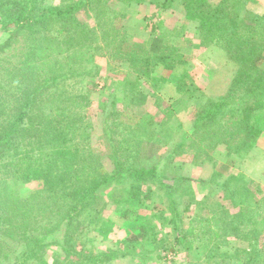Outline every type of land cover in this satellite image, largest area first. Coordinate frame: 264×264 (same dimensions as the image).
Listing matches in <instances>:
<instances>
[{
  "label": "trees",
  "instance_id": "1",
  "mask_svg": "<svg viewBox=\"0 0 264 264\" xmlns=\"http://www.w3.org/2000/svg\"><path fill=\"white\" fill-rule=\"evenodd\" d=\"M117 1L130 4L146 0H74L72 3L60 4L46 3L44 0H0V35L5 38L0 41V236L4 247H7L0 257H4L8 263L64 264L61 254L56 253L53 262L46 257L47 246L53 238L50 236L62 231L65 240L61 246L70 255L75 254L77 259H85L89 264H105L119 256L121 249L109 248L96 252L83 244L79 247L75 240L79 236H87L86 229L91 228L86 224L87 218H98L99 211L95 207L99 205L97 201L103 199L102 191L110 188L115 181L132 179V188L127 189L128 197L114 201L117 205L129 202L121 215L126 220L118 226L129 224L128 217L135 215L130 223L140 222L138 228L142 232L141 207L146 202L141 191L147 190V196L152 194L151 182H158L161 188H165L166 194L172 195L187 181H191V178L180 175L173 177V182L162 183L159 177H162L163 161L138 163L139 159L134 155L136 150L128 144H120L121 140L114 137L111 146L113 160L108 166L102 157H95L96 150L90 143L93 138L90 126L81 129L84 117L79 106L86 96L82 95V89L70 88L68 80H76L86 74L87 71H82L86 67L84 63H89L101 46L97 37L100 29H104L109 22L112 24V20L117 17L110 8ZM156 2L159 0H154ZM184 2L187 17L198 22L201 43H225L227 51L238 65L229 92L196 108L187 136L196 137L198 132L203 131L202 139H207L211 148L223 143L229 150L234 148V152H248L264 131V14L247 12L244 15L240 0H216L210 4L206 0ZM166 4H169V0L162 1L161 5ZM90 10L95 12L94 25L81 17L82 13ZM104 33L107 39L112 36L113 45L121 41L118 50L124 48L130 37L127 31L122 32V40L116 33ZM139 46L136 53L129 57L130 66L140 77H147L154 82L165 80L155 74L159 66L172 69L187 62L175 45L168 50L155 44L149 51L141 44ZM10 48L11 54L6 55V50ZM84 48L89 50L86 58L81 56ZM57 50L59 53L55 54ZM185 90L179 84V91ZM239 90L245 93V98L253 95V99L250 97L240 114L236 115L228 112V105L230 97ZM113 101L116 105V100ZM260 109L263 111L257 112ZM133 124L136 125V122ZM147 127L137 128L146 131ZM150 130L151 133L147 132L149 138L158 134L156 126ZM129 134L123 138L125 141L132 139ZM177 145L180 147L182 143ZM195 148L199 149L196 145ZM233 177L238 182L237 189L228 180L224 184L227 193L249 203L253 192L250 185L240 177ZM10 180L16 185L22 182L39 186L34 194L22 198L13 189ZM243 185H249L246 194L242 191ZM257 204L258 209H264V197L258 199ZM238 205L236 202L234 206ZM172 208L175 211L174 222L177 223L178 206L172 204ZM229 217L241 223V228H231L229 235L239 237L243 228L246 229V237L261 234L257 224L251 220L253 215L250 209L246 212L240 209ZM262 221L264 214L261 215ZM101 222V232L109 234L114 230L113 221ZM251 222L252 226L249 227ZM98 223L94 224L97 226ZM211 223V218L207 217L197 227H191L193 231L209 227L212 236L208 237L207 245L215 242L213 236L217 232ZM96 226L94 231H97ZM227 226L219 225L223 230H227ZM139 231H129L126 241L130 243L137 237L148 235L147 232L141 235ZM186 234L189 233L177 234L174 244H183L186 251H192L196 249L198 237L190 239ZM254 244L255 247L247 251L244 249L249 257L246 264L264 262L261 259L264 242L260 241V245H257L256 240ZM164 248L174 249L166 243ZM214 258L210 257L207 264H221L219 255ZM70 262L65 261V264Z\"/></svg>",
  "mask_w": 264,
  "mask_h": 264
},
{
  "label": "rangeland",
  "instance_id": "2",
  "mask_svg": "<svg viewBox=\"0 0 264 264\" xmlns=\"http://www.w3.org/2000/svg\"><path fill=\"white\" fill-rule=\"evenodd\" d=\"M44 1L60 4L72 3L74 0ZM162 1L164 0L154 3V0H146L130 4L113 2L110 8L115 11L117 17L112 20V24L109 22L104 29H100L97 37L101 46L96 50V54L89 58V63H84L86 67L85 69L83 67L82 71H87L86 74L77 77V82L74 79L68 80V86L77 90L82 89L81 93H84L82 95L86 96L79 106L84 117L81 129L85 130L89 125V130L93 131L90 143L96 150L95 157H102L103 161L110 165V161L113 160L111 146L114 137L121 140L120 144H128L136 150L134 155L139 159L138 163L163 161L164 169L160 172L162 177H159L162 183L173 182L172 178L180 175L191 178V181H187L172 195L166 194L165 188H161L158 182H151L152 194L147 196V190L141 191L146 202L141 207L142 232L138 228L140 222L130 223L135 215L128 217L129 224L118 226L123 225L126 220L121 215L128 208L129 202L117 205L114 201L128 197L127 189L132 188L130 187L132 179L115 181L110 188L101 192L103 199L97 201L99 205L95 207L96 211H99L98 218L95 216H92L93 219L87 218L86 224L91 228L86 229V237L79 236L75 239L76 244L79 247L83 244L87 249H95L96 252L120 248L121 254L105 264H207L210 257L216 258L217 255L221 264H246L249 257L244 249L247 251L252 246L255 247L256 240L257 245H260V241L264 242V222H261L264 209L257 208L258 199L264 197V131L248 152L241 153L234 152V148L230 149L232 153H229V147L223 143H217L211 148L210 142L202 139L203 131L198 132L196 137L187 136L196 108L229 92L237 75L238 65L227 51L225 43L209 45L201 43L198 22L187 17L185 0H169V4L165 6L161 5ZM214 1L216 0H206V3ZM240 1L244 15L247 12L264 14V0ZM94 13L90 10L88 13H82L81 17L88 24L94 25L96 21ZM105 31L120 35L121 40L124 37L122 32L127 31L130 44L128 41L124 48L118 50L117 46L121 41L113 45L112 36L107 39ZM3 39L5 38L0 35V41ZM136 42L138 43L135 44ZM140 44L148 51L152 50L155 44L168 50L170 46L175 45L179 49V54L187 58V62L172 69L159 66L155 74L165 78L159 83L147 77H140L130 66L129 59L136 53L135 50ZM52 48L54 49V46ZM85 48L81 51V56L86 58L89 50ZM11 52V48L6 50V55ZM58 53L57 50L55 54ZM114 53H117L116 56ZM179 84L186 90L180 92ZM250 97L253 99V95ZM250 97L245 98L242 90L235 92L230 97L228 112L239 115ZM181 99H184L183 102ZM113 100H116L117 106ZM262 111L263 109H260L257 112ZM164 123L165 125H161ZM144 125L148 126V130H143L144 132L137 128ZM154 126L157 127L158 134L149 138L147 132L151 133L150 129ZM128 132L132 139L125 141L123 138ZM87 141L88 139L84 144ZM179 143H182L180 147L177 145ZM195 145L200 150H197ZM203 149L206 150L202 151ZM233 176L244 179L250 185L253 192L249 203L239 196L233 197L234 195L228 194L224 188V184L229 180L230 185L237 189L238 182ZM11 184L22 198L34 194L39 186L36 183L22 182L16 185L14 181H11ZM249 185H243L244 194L247 193ZM236 202L239 203L238 206H234ZM101 204L106 206L103 207ZM172 204L178 206L177 223L174 222L175 211ZM240 209L243 212L250 209L253 215L251 220L257 224L256 227L261 230V234L246 237L245 228L238 234L239 237L228 234L231 228H241V223L229 217ZM207 217L211 218V226L217 231L213 236L215 242L208 245V237L212 236L209 227L200 231L191 230L192 226L197 227L200 221ZM107 219L115 223L114 230L109 234L101 232L99 226L102 225L101 221L108 222ZM98 221L96 226L94 223ZM219 225L223 227L228 225V229L223 230ZM95 226L97 231H94ZM248 226H252V222ZM90 229L92 230L89 231ZM135 229L141 235L144 232L148 235L137 237V240L128 243L126 240L129 238V231ZM185 232L189 233L186 237L190 239L198 237L195 242L196 249L186 251L183 244H174L176 235L181 233L183 235ZM63 236L62 231L50 236L53 238L46 249L47 259L53 262L58 253L61 254L64 264L65 261H71L69 264H89L87 260L77 259V255H70L62 248L61 244L65 240ZM165 243L174 249L167 250L164 248ZM6 250L7 247H4L0 236V256ZM261 259L264 261V255ZM0 264L11 263L0 257Z\"/></svg>",
  "mask_w": 264,
  "mask_h": 264
}]
</instances>
